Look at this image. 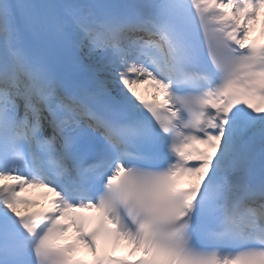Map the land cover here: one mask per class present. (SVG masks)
Returning <instances> with one entry per match:
<instances>
[{
	"label": "snow or ice",
	"instance_id": "snow-or-ice-1",
	"mask_svg": "<svg viewBox=\"0 0 264 264\" xmlns=\"http://www.w3.org/2000/svg\"><path fill=\"white\" fill-rule=\"evenodd\" d=\"M0 264H264V0H0Z\"/></svg>",
	"mask_w": 264,
	"mask_h": 264
}]
</instances>
